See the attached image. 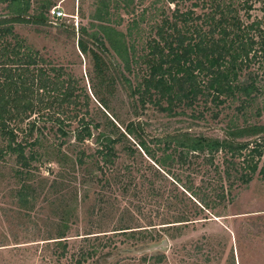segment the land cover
Returning <instances> with one entry per match:
<instances>
[{
	"label": "rangeland",
	"instance_id": "374dc122",
	"mask_svg": "<svg viewBox=\"0 0 264 264\" xmlns=\"http://www.w3.org/2000/svg\"><path fill=\"white\" fill-rule=\"evenodd\" d=\"M30 1L31 8L25 18L31 17L48 1L53 4L49 11L56 7L64 16L53 19L48 12L45 25L23 23L15 26L16 33L40 54L45 64L63 67L72 75L79 87L77 93L87 94L91 99L90 113L97 120L103 119L101 112L109 118L111 115L100 106L92 92V64L77 46L80 28L85 27L91 32L93 23L102 24L123 34L125 44L130 46L132 72L127 73L112 53L109 59L119 64L124 70L120 72L123 78L135 85L138 76L135 67L138 70L140 66L138 56L145 50V42L154 37V27L165 16L171 17L176 8L203 13V0H179L176 3H169V0H109L107 20L101 22L91 20L94 0ZM116 1L121 2H118V9L114 8ZM193 3H198L199 7L193 8ZM259 7L251 12L250 21L263 15ZM4 9L5 5H0V13H5ZM86 42L91 46L89 39ZM250 72L258 73L264 79L262 69L256 64ZM262 85L263 94L251 110L242 114L236 108L239 103L228 100L219 106L207 103L206 109L200 103L199 107L188 109L180 116L161 113L151 106L134 115L130 109L132 99L128 96V88L119 82L111 102L112 109L122 120L143 124L148 139L183 133L225 139L229 129L264 125V82ZM257 110L260 116H256ZM198 112L202 115L201 120L190 117ZM46 113L47 110L42 109L39 115L28 120L36 119V126L45 136L42 147L35 148L36 151L48 153L41 161L32 163L28 174L20 176L28 177L26 183L30 189L21 194L14 173L18 170L14 157H0V264H264L263 177L256 173L248 185L234 182L235 177H227L224 172L226 165L221 152L213 159L206 154L190 156L188 161L177 162L165 169H158L142 152L143 158L137 156L135 159L119 152L113 170L104 171L106 176L97 172L89 175L90 165L85 170L76 165V153L78 149H83L86 154L94 153L97 148L95 137L76 145L71 132L62 147L68 160L64 164L58 163L56 156L49 153V147H57L61 138L50 129ZM71 113L74 111H68L69 116ZM27 123L21 125L23 132L18 131V141L24 138L33 141L38 136V132L26 135ZM75 127L76 123L70 129ZM254 139L257 138L244 136L235 141ZM6 144L0 138V150H4ZM103 176L110 179L109 186L104 187ZM175 179L181 186L200 188L201 197L209 207L201 208V214L191 218L193 222L173 227L177 229L170 228L167 234L158 229L166 226L162 223L172 222L182 211L192 210L187 199L191 200L189 192L180 185L179 190H175ZM125 184L130 186L126 191ZM22 196H26L24 203ZM123 224L132 227L133 231H147H142L143 234L112 232ZM61 230L65 238L59 243L57 241L61 239L55 238ZM150 234L160 236L159 241L150 243ZM163 240L167 244L165 247L152 252L148 250L150 245H158ZM63 244L65 249L62 252ZM94 247L96 254L92 252ZM153 252L161 253L162 261L157 262L153 257L143 260L144 255L149 257Z\"/></svg>",
	"mask_w": 264,
	"mask_h": 264
},
{
	"label": "trees",
	"instance_id": "16d2710c",
	"mask_svg": "<svg viewBox=\"0 0 264 264\" xmlns=\"http://www.w3.org/2000/svg\"><path fill=\"white\" fill-rule=\"evenodd\" d=\"M177 1L169 0V3ZM94 2L95 10L91 20L105 22L110 1ZM118 2H115V9L120 7ZM0 5H5V13H0V138L7 143L5 149L0 150V157H14L18 169L14 173L21 194L30 186L26 183L28 177L20 176L30 172L33 162L48 156V153H38L35 149L41 148L45 140L44 133L36 126V119L28 121L35 114L39 115L42 109L47 110L46 121L51 123L50 129H54L55 134L61 138L57 147H49V153L56 156L58 163L64 164L68 160L62 147L71 132L76 145L95 137L97 148L94 153L86 154L83 149H78L76 153V165L83 170L90 165L87 172L89 175L97 172L106 176L104 171L113 170L119 152L132 159L137 156L143 158V153L158 169L171 167L177 162L184 163L190 156L198 154H206L213 159L221 152L226 165L224 172L227 177H235L234 182L248 185L256 173L264 178V125L229 129L225 139L193 136L189 133L148 139L143 124L122 120L117 111L112 109L111 102L119 82L128 88V96L132 99L130 109L134 115L151 106L161 113L180 116L188 109L199 107L200 103L206 109L207 103L219 106L228 100L239 103L236 108L241 114L251 110L263 94L264 79L258 73L250 72V68L256 64L264 74V0H203L201 14L194 13L193 9H174L171 17L165 16L154 27V37L145 42V50L138 56L140 66L138 70L135 67L138 74L135 85L123 78L120 72L124 70L109 59L112 53V57L120 60L127 73L132 72L130 46L125 44L123 34L109 25L93 23L91 32L81 27L77 46L79 52L92 64V92L100 106L111 115L109 118L101 112L102 120L91 115V99L87 94L77 93L79 87L72 75L63 67L45 64L40 54L15 31V26L23 23L45 25L47 13L53 4L46 2L28 18L25 16L31 8L30 0H0ZM256 5L260 6L259 11L263 15L250 21L251 12L258 9ZM191 6L199 7L198 3ZM85 38L89 39L91 46ZM82 110L83 114L78 115ZM68 111H74V114L69 116ZM214 116L217 118L218 114ZM256 116H260L258 110ZM190 117L201 120L202 115L198 112ZM25 121L29 122L26 127L27 136L38 132L33 141L25 138L17 140V133L23 132L20 128ZM74 123L76 127L71 130ZM94 132H97L96 136ZM244 136H255L257 139L235 141ZM104 176L102 178L106 187L110 185V179ZM111 180L115 182L113 178ZM174 182L175 190H179L180 181L175 179ZM125 186L126 191L130 186ZM181 188L189 192L191 200L187 199L192 204V210L182 211L172 222L162 223L166 226L158 229L165 230L167 234L170 228L193 222L191 218L199 216L201 208L209 207L201 197L200 188L186 185ZM181 194L185 196L184 192ZM21 201L24 203L26 196H22ZM117 227L112 230L118 232L114 234L147 231H133L126 224ZM63 234L62 230L59 231L55 239L61 241L57 242H63ZM149 236L150 243L159 241L160 236L157 234ZM154 246L157 245L148 248ZM95 247L92 251L94 254ZM64 249L63 244L62 252ZM152 257L160 262L163 255L153 252L149 257L144 255L143 260Z\"/></svg>",
	"mask_w": 264,
	"mask_h": 264
},
{
	"label": "built area",
	"instance_id": "2783aa9c",
	"mask_svg": "<svg viewBox=\"0 0 264 264\" xmlns=\"http://www.w3.org/2000/svg\"><path fill=\"white\" fill-rule=\"evenodd\" d=\"M50 17L53 19H59L64 16V14L59 10V8H53L49 11Z\"/></svg>",
	"mask_w": 264,
	"mask_h": 264
},
{
	"label": "water",
	"instance_id": "95a60500",
	"mask_svg": "<svg viewBox=\"0 0 264 264\" xmlns=\"http://www.w3.org/2000/svg\"><path fill=\"white\" fill-rule=\"evenodd\" d=\"M167 244H166V241L165 240H163L162 242H161V244L160 245H157V246H154V247H151V248H149L148 250L149 251H157V250H160L162 247H165Z\"/></svg>",
	"mask_w": 264,
	"mask_h": 264
}]
</instances>
